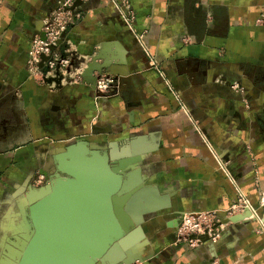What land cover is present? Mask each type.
<instances>
[{
    "label": "crops",
    "instance_id": "0c3cea01",
    "mask_svg": "<svg viewBox=\"0 0 264 264\" xmlns=\"http://www.w3.org/2000/svg\"><path fill=\"white\" fill-rule=\"evenodd\" d=\"M59 1L0 0V257L32 234L26 195L43 189L87 204L94 242L142 227L122 249L137 264H264V0H130V27L109 0H75L84 16L57 43L72 72L40 81L27 51ZM91 61L115 77L103 95ZM70 145L84 149L66 158L72 176L56 171ZM43 165L47 181L32 185ZM238 193L248 216L195 246L174 242L183 212L223 219Z\"/></svg>",
    "mask_w": 264,
    "mask_h": 264
},
{
    "label": "water",
    "instance_id": "95a60500",
    "mask_svg": "<svg viewBox=\"0 0 264 264\" xmlns=\"http://www.w3.org/2000/svg\"><path fill=\"white\" fill-rule=\"evenodd\" d=\"M64 34L65 32L62 33L57 43L64 38ZM42 58L44 59V57ZM39 66H42V63ZM94 66L96 65L91 61L88 63L87 69L92 72L97 71L100 75L107 65L102 64L97 68ZM99 75H97L96 79ZM96 79L93 84V89L95 88ZM116 164H118L114 167L116 171L124 168L122 162ZM73 168L76 169L77 166L74 165ZM56 171H61L58 168V162L56 164ZM62 172L68 174L64 171ZM66 183V181L58 179L51 186L47 184L46 188L58 189L61 186H66ZM43 200L47 204H45L46 209H41L38 213L40 225L36 227L38 234L35 243L31 246L27 243L26 239L18 240L19 250L17 251V256L21 257L25 255V258L18 264H132L136 259H140L134 252L133 256L132 252L129 251L124 255L118 254L116 256H107L101 252L100 248H103L104 243L91 240V233L96 228L92 224L91 214L93 212L88 207H85L87 206L86 203H84V206L81 203L78 204L84 208L73 206L76 203H69L66 197H60L57 192L52 194L51 197L48 196L47 199L41 198L42 202ZM29 203H31V200H29ZM33 203L37 204L35 201ZM249 214L250 211L245 209L240 214L224 217L222 222H236ZM102 220H99L100 227L98 226L97 228L100 231L106 226L105 221L107 219L104 220L105 226L103 228L101 227ZM105 228L107 229L108 227L106 226ZM127 228L129 226L125 230ZM114 231L115 239L122 237L123 232L118 229V225H115ZM199 239L205 241L209 239V236L203 234Z\"/></svg>",
    "mask_w": 264,
    "mask_h": 264
},
{
    "label": "built area",
    "instance_id": "2783aa9c",
    "mask_svg": "<svg viewBox=\"0 0 264 264\" xmlns=\"http://www.w3.org/2000/svg\"><path fill=\"white\" fill-rule=\"evenodd\" d=\"M70 2L71 0L59 1L56 9L43 19L40 32L30 41L26 63L28 71L33 77L42 80L43 77L56 75L57 72L61 75H69L72 72L71 60L54 52L57 41L68 26L66 18L77 19L80 17L78 11H67ZM124 16L127 18L128 14L126 13ZM40 63H42V66H39ZM42 67L46 68L44 73ZM114 83V75L102 73L96 79L95 91L98 96L103 95L114 86ZM249 208L252 209L249 200L244 194L238 193L235 202L225 211L226 217ZM221 225L222 219L215 210L183 212L175 229L174 242L182 241L190 246H195L200 241L199 237L203 234H207L212 239L217 237Z\"/></svg>",
    "mask_w": 264,
    "mask_h": 264
},
{
    "label": "bare ground",
    "instance_id": "6f19581e",
    "mask_svg": "<svg viewBox=\"0 0 264 264\" xmlns=\"http://www.w3.org/2000/svg\"><path fill=\"white\" fill-rule=\"evenodd\" d=\"M79 147H83V146H79ZM69 150H67V152L61 153V155H58V168L61 171H64L68 174H73L75 172L74 167V163L70 162L69 160H66L67 157H72L76 151L78 149H82V148H77L76 146H72L70 145ZM84 150V149H82ZM104 159V158H101ZM105 166V165H104ZM72 176V175H71ZM69 186L73 187L76 185V183H80V179L76 178V176H74V178L69 179L68 181ZM80 185V184H79ZM42 193H43V189H40L37 192H29L26 195V201L29 202V200H31L30 203V210H31V214H32V219H33V232L31 235L28 234L27 231H24L21 233V236L18 237V239H15L13 241L11 240H7L4 243V254L0 257V264H18L23 258H25L24 256L18 257L17 256V251L19 250V244H18V240L20 239H26L27 243L30 244L31 246L35 243V240L37 239V229L36 227H39L40 223H39V219H38V213L39 211L46 209L45 204L46 202L43 200V202L41 201V198L44 199L42 197ZM121 200V199H119ZM119 200H118V204H119ZM35 201V203L37 202V204H34L33 202ZM127 227L126 224H122L121 226H118V229L123 232V230H125V228ZM142 231V227H137L135 230L129 232V234H127L128 236L126 237L121 235L122 237L118 238L119 241H115L114 237L115 236V231L112 232H107L105 231L103 234H100L98 241L99 242H103V248L101 247V252L105 253V255L107 256H116V255H124L123 254V250L126 247H131L134 248L136 246H138V243L136 241L137 236L141 233ZM120 232V233H121ZM118 235V234H117ZM110 248V251L107 250L106 248Z\"/></svg>",
    "mask_w": 264,
    "mask_h": 264
},
{
    "label": "rangeland",
    "instance_id": "374dc122",
    "mask_svg": "<svg viewBox=\"0 0 264 264\" xmlns=\"http://www.w3.org/2000/svg\"><path fill=\"white\" fill-rule=\"evenodd\" d=\"M81 1H83L85 3L89 0H81ZM109 3L115 8V10L119 14V16H120L121 20L124 22V24L127 27L132 26V23L135 20V16H134L133 10L131 9L130 0H109ZM57 6H58V4H57ZM56 7H55V9H56ZM67 9H68L67 11H71V12L78 11L80 13V17L77 19H70L71 17L70 18L67 17L66 20L68 22V26H67L66 30L69 29L70 26H73V25L77 24L78 22H80L84 16V11H82V9H80V6L75 3V0H71L70 6H68ZM126 13L128 14L127 18H125V16H124V14H126ZM57 47H58V44L55 47L54 52H56L59 56H62ZM38 80L41 81V79H38ZM53 164L55 165V163H53ZM46 169H47V167L45 165H43L40 167V169L37 170V172L35 173V175L31 179L32 185H36V186L42 185L47 181L48 178L46 177V173H45ZM148 214H150V213H148ZM138 223L139 222L136 221L135 224L137 225ZM4 251H5V248H4ZM137 262H139V259H136L135 261H133L132 264H137Z\"/></svg>",
    "mask_w": 264,
    "mask_h": 264
}]
</instances>
